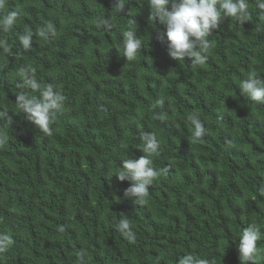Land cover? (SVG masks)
<instances>
[{"label":"trees","instance_id":"16d2710c","mask_svg":"<svg viewBox=\"0 0 264 264\" xmlns=\"http://www.w3.org/2000/svg\"><path fill=\"white\" fill-rule=\"evenodd\" d=\"M113 4L5 0L0 9V17L19 14L0 33L12 48L11 55L0 49V111L13 117L11 127L0 121L7 138L0 146V233L12 237L0 264H177L185 254L240 264L243 228L264 232V105L236 86L249 71L264 78V9L249 0L246 23L221 21L206 63L193 69L167 55L164 26L146 2L129 0L121 15L110 13ZM106 16L110 31L95 23ZM132 20L144 46L127 62L121 40ZM47 23L56 36H34L25 51L18 35ZM24 69L66 97L51 136L16 107V95L27 91L18 87ZM157 98L165 100L155 110L163 120L151 109ZM193 112L205 123L199 141L187 120ZM140 131L161 142L152 157L160 174L145 202L135 204L124 195L129 182L113 175L120 159L143 155ZM121 216L131 221L134 241L117 230ZM258 247L256 264H264V236Z\"/></svg>","mask_w":264,"mask_h":264},{"label":"clouds","instance_id":"9594fccd","mask_svg":"<svg viewBox=\"0 0 264 264\" xmlns=\"http://www.w3.org/2000/svg\"><path fill=\"white\" fill-rule=\"evenodd\" d=\"M129 0H114L110 13L121 15L128 6ZM147 3L150 9V17L156 23L164 26V35L167 38V55L179 62L190 64L193 69L206 63L207 53L214 46L209 37L220 26L221 21L231 18L240 24L250 19L249 0H141ZM5 6V0H0V9ZM257 7L264 9V0H257ZM17 11H9L0 17V33L9 32L18 20ZM98 27L105 31L113 28L111 16L99 17L95 21ZM56 29L51 23L43 25L36 31L26 30L18 35L20 45L25 51L33 47V38L38 36L45 40L56 36ZM121 43L123 45V57L127 62L135 61L137 54L142 51L144 40L138 35V26L132 20L127 30L122 33ZM0 49L4 54L11 55L12 48L6 40H0ZM118 51L119 49L116 48ZM240 94L257 105H264V78L249 71L246 78L240 80L236 85ZM18 87L26 89L15 97V104L24 119L31 122L43 134L53 135L52 125L56 121L57 114L65 107L66 97L54 84H43L31 69L22 72V84ZM35 93V94H32ZM165 105L163 98H157L151 105V109L162 108ZM155 118L163 120V115L155 112ZM191 125L193 141L201 140L206 134L205 123L196 112L187 117ZM0 121L11 127L13 117L8 112L0 111ZM139 127V125H138ZM143 153L138 159L132 156L120 159L119 171L113 175L119 181H128L129 187L125 189L124 195L135 204L144 203L152 187L159 176L154 168L152 157L159 154L161 142L154 132L140 131L138 136ZM7 143V138L0 134V146ZM122 142L121 150L125 149ZM117 230L129 240H135V232L131 221L121 216ZM264 236L261 228L255 224H249L243 228L238 236L237 249L240 264H256L262 250L258 242ZM235 241V240H234ZM12 244V237L7 233H0V253L8 250ZM177 264H210L207 258H198L193 254H185Z\"/></svg>","mask_w":264,"mask_h":264},{"label":"bare ground","instance_id":"6f19581e","mask_svg":"<svg viewBox=\"0 0 264 264\" xmlns=\"http://www.w3.org/2000/svg\"><path fill=\"white\" fill-rule=\"evenodd\" d=\"M51 75V74H50ZM56 78V77H55Z\"/></svg>","mask_w":264,"mask_h":264}]
</instances>
